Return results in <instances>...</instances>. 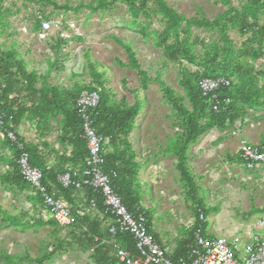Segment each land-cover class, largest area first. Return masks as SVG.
Instances as JSON below:
<instances>
[{
  "label": "rangeland",
  "instance_id": "374dc122",
  "mask_svg": "<svg viewBox=\"0 0 264 264\" xmlns=\"http://www.w3.org/2000/svg\"><path fill=\"white\" fill-rule=\"evenodd\" d=\"M56 1L60 6L68 4L76 9L80 5L97 4L100 0ZM166 2L187 19L205 17L213 21L229 8L224 0ZM228 2L240 9L247 0ZM4 7L12 11L20 9L21 12L12 18L9 35L0 37V42L7 47L14 45L26 62H29V69L37 70L44 77L49 75L46 79L48 83L67 88L89 85L93 81V66L98 75L104 76V86L114 94L115 101L125 98L129 105H133L136 99L143 102L144 108L137 118V128L131 134L130 142L143 162H146V159L151 162L161 156L168 157L165 164H160L162 168L149 164L148 168L139 172V191L144 199L142 206L146 211H150L152 226L170 237L171 244L185 239L190 231L189 226L193 224L194 228L198 218L194 214L195 205L187 196L180 174L176 170L177 157L174 154H164L178 130L173 125L176 116L159 82H164L183 95L184 90L180 84V67L172 64L165 67L166 60L162 51L154 45L153 33L163 30L160 19L152 20L147 29L150 37L144 39L139 33L140 26L136 23H146V20L140 18L135 22L122 3L96 13L89 9L55 10L52 5H37L24 0H6ZM41 12L46 18H53L61 24L43 44L30 32L26 34L23 29L25 24L29 31L31 27L28 23L32 26L31 21ZM260 23L264 24L263 13H260ZM62 31L69 38L65 39L68 40L67 47L59 53L62 59L59 66L63 70L57 71L49 65V62L55 59V50H52L50 45L55 46ZM192 32V41L197 43V53L201 52V41L217 40V32L214 31L193 28ZM229 35L237 47L245 40L236 30H230ZM128 47L136 53L142 70L152 79L146 90L142 89L138 73L128 67ZM63 54H69V57L65 60ZM262 62L259 61L256 65L259 66ZM21 127V136L27 146L29 143L39 145L42 151L49 150V154H60L65 147L60 141L58 123L52 121L47 132L38 127V121L26 120ZM242 141L264 147V111L250 113L244 123L237 122L227 132L210 131L189 152L188 164L198 186V197L210 209L205 222L199 223H207L210 235L247 238L258 230L264 235V230L259 227V222L264 221V181L257 171L250 172L235 157L234 154ZM45 144L48 145L47 148ZM105 149L107 152L111 150L108 144ZM12 158V151L5 146L0 136V174L9 170L6 160ZM59 167L61 163L58 161L56 168ZM31 196L32 192L9 193L0 185L1 212L9 213L20 222L18 226L10 221L4 222L0 212V264H36L34 260L53 250L57 238L73 245L66 246L64 252L55 256L49 264H93L91 251H85L79 244V234H76L77 238L73 240L71 231H64L59 226L49 225L39 229L21 226L29 222L46 223L51 220L42 205L29 201ZM92 215L99 218L96 213ZM101 222L103 229L108 228L105 220ZM5 254L12 257L13 261L3 257Z\"/></svg>",
  "mask_w": 264,
  "mask_h": 264
},
{
  "label": "trees",
  "instance_id": "16d2710c",
  "mask_svg": "<svg viewBox=\"0 0 264 264\" xmlns=\"http://www.w3.org/2000/svg\"><path fill=\"white\" fill-rule=\"evenodd\" d=\"M5 1L0 0V37L9 35L12 18L21 12L20 9L12 11L4 7ZM24 2L52 5L55 10L89 9L92 13L105 11L117 3H122L135 22L140 18L146 20V23H136L140 26L139 33L144 39L150 37L147 29L151 26L152 20L160 19L163 30L153 33L154 45L161 49L166 60L165 67H169L170 64L180 67V84L184 90L183 95L164 82H159L176 116L173 125L178 130L170 140L164 154H174L177 157L176 170L180 174L187 196L195 205L194 214L198 219L201 213L207 217L210 209L198 197V186L188 164L189 152L210 131L227 132L237 122L244 123V119L249 117L250 113L257 110L264 111V24L260 23V13L264 14V0H247L240 9L235 8L228 0H224L229 6L228 10L213 21L205 17L187 19L174 10L166 0H100L97 4L80 5L76 9L68 4L60 6L56 0H24ZM32 24L30 30L38 33L41 22L37 17ZM193 28L217 32V40L199 41L201 52L197 53V43L192 41ZM230 30H236L242 38H245L240 47H237L231 39ZM66 43H68L66 40L58 38L55 46L50 45L51 49L55 50V59L49 62V65L57 71L63 70L59 66L62 63L59 53L67 47ZM119 43L122 42L119 41ZM127 52L130 58L128 67L138 73L142 89H148L152 79L142 70L132 48L128 47ZM63 56L66 60L69 54H63ZM259 61L263 62L257 66L256 63ZM91 68L93 81L89 85H77L74 88L52 85L46 80L49 75L44 77L37 70L29 69V62H26L14 45L7 47L0 42V112L6 117V128L17 133L26 120L38 121V127L45 132L48 131L52 121L58 123L61 133L60 141L65 147L71 148L69 157L62 158L61 168L48 169L39 145L29 143L27 146L32 165L39 167L43 172V183L47 184L48 180L57 185V176L66 171L67 165L73 168L85 166L88 148L86 141L81 138L82 124L77 117L76 101L83 91L97 92L101 97V103L93 115L94 128L99 135L108 139V146L111 148L109 152H106L105 170L117 172L118 176L113 180V188L124 204L129 209H133L142 205L144 201L138 182L143 165L137 161L138 155L130 142V136L137 128L136 121L144 104L140 99H136L133 105H129L125 98L115 101L114 94L104 86V76L98 75L93 66ZM207 78H225L231 82L229 88H222L219 91L218 113L212 111L209 100L202 96L200 90V82ZM40 82H42L41 86L38 87ZM4 144L12 151L13 158L6 160L9 163V170L0 174L1 187L12 194L32 192L33 196L29 198V201L43 206L41 198L35 195L31 186L23 182L21 178L17 165L18 148L7 140ZM45 147L47 148L48 145L45 144ZM58 188L67 200L71 199L76 192L73 189ZM84 198V208H89L90 202L96 200L98 202L96 215L105 212L99 195L87 190ZM78 212L72 211L76 216ZM1 213L4 222L10 221L15 226L20 225L17 218L7 212ZM146 214L151 230L153 227L151 213L148 210ZM101 223L99 218L86 215L77 221L70 234L73 240L77 238L76 234H79V244L85 251H91L90 257L93 264H115L114 258L110 255L111 246L108 244L111 241L120 244L129 252L135 251V243L130 234L118 233L112 238L108 229L102 228ZM49 225L58 226L53 220L46 223L31 224L29 222L21 226L39 229ZM207 226V223L202 224L198 220L188 236L178 244L176 255H184L194 240L195 232L201 230L204 236L212 237L208 234ZM81 236H85L86 239L81 240ZM72 245L73 243L57 238V244H53V250L34 261L36 264H49L55 256L64 252L66 246ZM3 257L10 262L13 261V258L6 254Z\"/></svg>",
  "mask_w": 264,
  "mask_h": 264
},
{
  "label": "built area",
  "instance_id": "2783aa9c",
  "mask_svg": "<svg viewBox=\"0 0 264 264\" xmlns=\"http://www.w3.org/2000/svg\"><path fill=\"white\" fill-rule=\"evenodd\" d=\"M36 17L41 22L38 33L30 30L32 28L30 23L29 31L22 23L23 29L26 34L30 32L43 44L49 40L52 31L55 28L59 29L61 24L53 18L46 19L41 13H37ZM58 38L65 40L69 37L62 31ZM230 86L231 82L225 78H207L200 82L202 96L209 100L213 112L218 113L220 110L219 91ZM100 103L101 97L94 91H83L78 97L76 111L82 124L81 138L87 143L88 157L83 168H67L64 173L59 174L57 186L76 192L91 190L99 195L105 212L97 215L106 221L108 233L112 238L118 233H128L132 236L135 243L134 252L123 249L120 244L113 241L108 242L111 246L110 255L114 258L115 264H264V235L260 234L259 230L247 238L225 235L205 237L201 230L197 231L194 233V240L189 246L188 253L177 259L173 257L171 249L160 246L151 234L145 208L139 205L129 209L113 188L117 172L105 170L107 152L105 146L109 141L96 132L93 117ZM0 136L3 141L7 140L18 148L17 165L23 182L29 184L34 194L41 198L44 210L62 230L70 232L80 217L97 212L98 202L92 200L89 208L78 212V216L74 215L69 204L57 195L51 185L43 183V172L32 165L25 139L17 131L6 128V117L1 112ZM234 155L247 170L257 171L264 181V147L242 141ZM204 219L205 216L201 213L198 220L205 222ZM259 227L264 230L263 220L259 222ZM192 229L193 224L189 226V230ZM80 239L86 238L81 236Z\"/></svg>",
  "mask_w": 264,
  "mask_h": 264
},
{
  "label": "crops",
  "instance_id": "0c3cea01",
  "mask_svg": "<svg viewBox=\"0 0 264 264\" xmlns=\"http://www.w3.org/2000/svg\"><path fill=\"white\" fill-rule=\"evenodd\" d=\"M123 99V98H122ZM18 133L20 134V135H22L23 136V134H22V127L20 126L19 127V129H18ZM196 146V145H195ZM133 149L135 150V147L133 146ZM167 149V148H166ZM70 151H71V148L70 147H64V149L61 151V153L60 154H58L57 152H51V154H49L50 153V151L49 150H47V149H45L44 151H42L43 152V159H44V163H45V166L48 168V169H53V170H58V168H56V166H57V163H58V161H59V163H62L63 162V157L64 158H68L69 157V155H70ZM135 152H136V150H135ZM137 153V152H136ZM51 155V156H50ZM60 155V156H59ZM54 157H55V159H54ZM168 157V155L166 156V157H163V156H161L160 158H158L157 160L156 159H154V160H152L151 162L149 161V159H146V162H143L142 160H140V158H139V156H138V159H137V161L140 163V164H142L143 165V167H142V169L143 168H148L149 167V164L151 165V166H154V167H159V168H162V165H160V164H165L166 163V158ZM48 161V162H47ZM48 163V166H47V163ZM68 167H70L69 165H67L66 167H65V170L68 168ZM59 168H61V167H59ZM47 182L51 185V187L55 190V192H57V195L60 197V198H62L64 201H66L68 204H69V206H70V208H71V210L74 212H78L79 210H81V209H83L84 207H85V205H84V203H85V198H84V194H85V192L83 191V192H75L74 193V196L71 198V199H69V200H67V198L66 197H64L62 194H61V191H60V189L58 188L59 186H57V185H55L52 181H48L47 180ZM70 200H71V202H70ZM80 212V211H79ZM151 234L154 236V238H155V240L157 241V243L160 245V246H162V247H164V248H169V249H171L172 250V252H173V257L175 258V259H177V258H179V257H181V256H184V255H186L187 253H188V250H189V246H188V248H187V250H186V252L184 253V255H181V256H177L176 255V250H177V246H178V244L180 243V242H173V244H171L170 243V240H169V238H168V236L165 234V233H163V232H160V231H158L157 230V228H155V227H152V229H151ZM168 234V233H167ZM219 234H217V235H211L212 237H215V236H218ZM193 242V241H192ZM191 242V243H192ZM190 243V244H191ZM123 248V247H122ZM124 249V248H123ZM126 250V249H125Z\"/></svg>",
  "mask_w": 264,
  "mask_h": 264
}]
</instances>
